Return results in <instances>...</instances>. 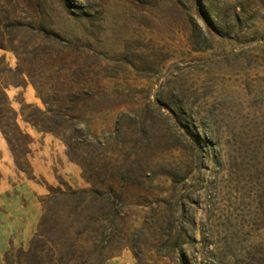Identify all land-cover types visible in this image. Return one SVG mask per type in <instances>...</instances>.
Returning <instances> with one entry per match:
<instances>
[{
    "label": "rangeland",
    "instance_id": "obj_1",
    "mask_svg": "<svg viewBox=\"0 0 264 264\" xmlns=\"http://www.w3.org/2000/svg\"><path fill=\"white\" fill-rule=\"evenodd\" d=\"M0 123V264L65 186L125 217L105 264H264V0H0Z\"/></svg>",
    "mask_w": 264,
    "mask_h": 264
},
{
    "label": "trees",
    "instance_id": "obj_2",
    "mask_svg": "<svg viewBox=\"0 0 264 264\" xmlns=\"http://www.w3.org/2000/svg\"><path fill=\"white\" fill-rule=\"evenodd\" d=\"M161 104L172 113L175 121L189 135H192L178 116L176 108L166 102H161ZM39 126L53 130L52 126H44V124H39ZM69 131L71 134L80 132L78 128L71 125ZM4 133L9 136L6 130ZM70 141V138L67 139L68 147L72 150L74 146ZM93 145L90 138V143L86 147ZM90 165L93 167V164ZM83 169L85 173H88L85 166ZM90 171L92 175L94 170ZM106 190L116 192V188L112 185H108ZM105 194L106 191L96 187L90 190H79L70 186L52 189L43 200L44 213L31 240L30 248L22 252L18 262L25 264H105L125 246L124 238L114 240L111 234L114 227L125 228V217L119 214L113 215L117 211L113 206L112 193L110 196ZM98 201L100 203H96ZM108 223H112L109 228ZM88 233L91 234L94 244L90 249L80 244L83 236ZM135 254L140 262L139 255Z\"/></svg>",
    "mask_w": 264,
    "mask_h": 264
}]
</instances>
